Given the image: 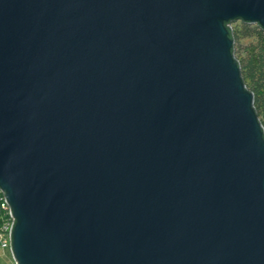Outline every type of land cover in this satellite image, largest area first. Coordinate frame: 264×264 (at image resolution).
<instances>
[{"label":"water","instance_id":"95a60500","mask_svg":"<svg viewBox=\"0 0 264 264\" xmlns=\"http://www.w3.org/2000/svg\"><path fill=\"white\" fill-rule=\"evenodd\" d=\"M238 20L264 0H0L15 264H264Z\"/></svg>","mask_w":264,"mask_h":264},{"label":"trees","instance_id":"16d2710c","mask_svg":"<svg viewBox=\"0 0 264 264\" xmlns=\"http://www.w3.org/2000/svg\"><path fill=\"white\" fill-rule=\"evenodd\" d=\"M231 29L235 57L240 63L244 82L254 93L255 108L264 126V29L243 20L231 23ZM3 215L0 207V222Z\"/></svg>","mask_w":264,"mask_h":264},{"label":"built area","instance_id":"2783aa9c","mask_svg":"<svg viewBox=\"0 0 264 264\" xmlns=\"http://www.w3.org/2000/svg\"><path fill=\"white\" fill-rule=\"evenodd\" d=\"M0 207L4 211V215L1 216L0 222V248L11 251L10 235L14 218L2 190H0Z\"/></svg>","mask_w":264,"mask_h":264},{"label":"rangeland","instance_id":"374dc122","mask_svg":"<svg viewBox=\"0 0 264 264\" xmlns=\"http://www.w3.org/2000/svg\"><path fill=\"white\" fill-rule=\"evenodd\" d=\"M0 264H15L10 250L0 248Z\"/></svg>","mask_w":264,"mask_h":264}]
</instances>
